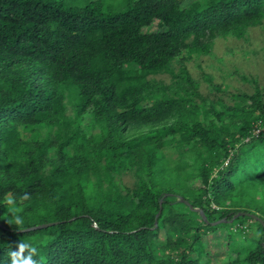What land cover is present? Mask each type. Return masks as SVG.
Segmentation results:
<instances>
[{
    "label": "trees",
    "instance_id": "16d2710c",
    "mask_svg": "<svg viewBox=\"0 0 264 264\" xmlns=\"http://www.w3.org/2000/svg\"><path fill=\"white\" fill-rule=\"evenodd\" d=\"M263 19L264 0H0V264L20 239L39 242L46 264H217L205 242L218 232L228 264H264L259 221L207 225L178 200L208 222L246 212L264 224L262 94L244 95L255 115L229 124L214 109L199 120L180 96L142 95L175 63L187 85L193 53ZM169 149L190 173L166 165ZM24 193L26 230L56 224L10 226L5 197Z\"/></svg>",
    "mask_w": 264,
    "mask_h": 264
},
{
    "label": "rangeland",
    "instance_id": "374dc122",
    "mask_svg": "<svg viewBox=\"0 0 264 264\" xmlns=\"http://www.w3.org/2000/svg\"><path fill=\"white\" fill-rule=\"evenodd\" d=\"M92 1L98 0H66L70 6L75 7H83ZM262 21V25L250 28L242 38L238 39L229 34L217 36L212 40L208 52L201 50L193 53L191 58L184 62L190 78L187 85L179 86V83L184 85L187 81L179 76L182 66L177 63L173 65L172 73L150 78L145 91L142 92V95L148 96V101L145 100L144 104L159 102L164 96H180L186 99L185 105L193 104L199 108V120L202 118V110L214 109L219 116H223L224 124L242 119L244 113L255 115L250 101L244 95H253L259 91L264 100V19ZM157 30L154 23L145 28L144 32ZM182 56L187 57V52ZM225 111L231 113L226 116ZM234 113L236 114L233 115ZM210 117V120L214 119L221 124V120L215 115ZM164 159L168 167L181 166L184 172H191L188 158L180 157L175 150H166ZM136 180L133 173L122 176V183L127 186H133ZM193 183L198 185L195 181ZM226 235V232H218L214 238L205 242L207 255L215 257L217 264L229 263Z\"/></svg>",
    "mask_w": 264,
    "mask_h": 264
},
{
    "label": "clouds",
    "instance_id": "9594fccd",
    "mask_svg": "<svg viewBox=\"0 0 264 264\" xmlns=\"http://www.w3.org/2000/svg\"><path fill=\"white\" fill-rule=\"evenodd\" d=\"M28 199L27 193L18 197L8 194L5 197L4 204L7 211L3 219L19 232L26 231L23 203ZM262 235L264 234L256 232L257 238ZM7 256L11 264H46V257L41 254V245L37 241L20 239L14 246L8 245Z\"/></svg>",
    "mask_w": 264,
    "mask_h": 264
},
{
    "label": "water",
    "instance_id": "95a60500",
    "mask_svg": "<svg viewBox=\"0 0 264 264\" xmlns=\"http://www.w3.org/2000/svg\"><path fill=\"white\" fill-rule=\"evenodd\" d=\"M178 200L181 203H183L185 206H187L189 208V210L198 213L200 215L201 219L203 220V222L205 224H207V225L217 226V225H220V224L231 223L233 220H235V219H237L239 217H243V216H246V217H249L251 219L257 220V221H259V223L264 225L263 221L260 218H258L256 215H253V214H250V213H246V212H238L235 215H233L230 220H227L226 218H224V219H221V220H218V221H215V222H208L204 212L201 209L193 208L192 205L189 202L185 201L183 198H179ZM160 213H161V202L159 204V212L157 213V215L155 217L156 219L159 217ZM55 224L56 223H46V224H42V225H38V226H35V227H32V228H29L26 231L41 230V229L48 228V227H50L52 225H55ZM156 224H157V221H155V226H156ZM262 247H263V250H264V243H263Z\"/></svg>",
    "mask_w": 264,
    "mask_h": 264
},
{
    "label": "built area",
    "instance_id": "2783aa9c",
    "mask_svg": "<svg viewBox=\"0 0 264 264\" xmlns=\"http://www.w3.org/2000/svg\"><path fill=\"white\" fill-rule=\"evenodd\" d=\"M264 133V126H261L259 123L254 127L253 134L255 136Z\"/></svg>",
    "mask_w": 264,
    "mask_h": 264
}]
</instances>
